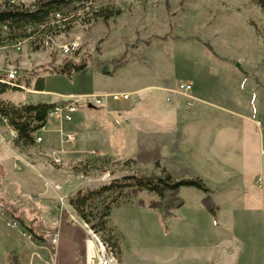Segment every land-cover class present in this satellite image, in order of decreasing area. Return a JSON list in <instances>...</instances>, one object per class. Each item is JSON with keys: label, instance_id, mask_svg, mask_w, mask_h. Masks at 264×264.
<instances>
[{"label": "rangeland", "instance_id": "374dc122", "mask_svg": "<svg viewBox=\"0 0 264 264\" xmlns=\"http://www.w3.org/2000/svg\"><path fill=\"white\" fill-rule=\"evenodd\" d=\"M5 1L30 6L36 0H0ZM106 9L119 14L108 20L96 17ZM59 28L48 47L39 45L44 36L17 41L4 33L0 39V76L14 68L23 87L1 94L0 103L65 106L80 100L72 122L48 117L46 130L35 135L45 143L27 149L14 147L16 134L0 117V264H77V234L89 241L90 254L96 241L69 199L82 188L96 189L128 175L159 174L162 168L177 179L204 176L210 198L221 208L216 214L222 210L219 219L204 207L206 195L196 188L180 190L184 205L170 218L148 208L157 198L144 193L111 212L109 226L123 249L135 258L139 248L138 264H246L215 262L218 251L212 246L220 241L218 228H264V210L244 194V187L254 189L258 180L257 164L264 165L260 8L249 0H93L69 28ZM70 42H77L78 50L61 56L57 47ZM124 53L126 65L112 72L110 61ZM79 60L86 62V74L69 77L53 71ZM39 79L45 93L35 92ZM182 83L192 86L197 101L190 111L173 112L190 97L178 92ZM115 95L119 100L112 99ZM124 95L128 100L120 98ZM95 97L102 106L93 104ZM68 134L74 143L65 142ZM59 142L70 160L56 155ZM49 143L50 156L43 150ZM243 249L252 255L262 252L250 245L238 252Z\"/></svg>", "mask_w": 264, "mask_h": 264}, {"label": "trees", "instance_id": "16d2710c", "mask_svg": "<svg viewBox=\"0 0 264 264\" xmlns=\"http://www.w3.org/2000/svg\"><path fill=\"white\" fill-rule=\"evenodd\" d=\"M82 1L84 0H36L30 6L9 1L0 2V39H2L4 33L11 40L17 41L33 36L45 37L53 35V33L56 34V29H60V26L53 27L51 25L52 16L57 13L65 16L76 15V6ZM249 1L256 4L264 15V0ZM118 14V11L114 12L106 9L96 13V17L108 20ZM70 25L71 23H65L63 26L66 29ZM126 62L127 56L125 53L120 60L110 61L112 72L123 68ZM98 66L100 65L98 64ZM99 68L102 74L111 76L108 69ZM53 71L71 77L74 73L86 74L87 65L85 60L70 61L54 67ZM9 90L17 91L7 85L0 84V95L7 93ZM35 91H44L42 79L37 81ZM54 107H56L54 103L27 104L16 107L1 102L0 117L6 120L9 127L16 134L13 140L14 147L27 149L34 146L36 133L46 126L49 112ZM182 188H196L204 192L206 195L203 201L204 207L213 216H216L220 208L210 198L212 191L201 178L177 179L165 168H162L159 174L128 175L120 179H114L96 189L82 188L69 199L68 203L75 215L88 225L94 233L101 235L104 242L120 256V239L109 226L112 210L121 206L122 203L130 201L131 198L145 193L157 198L148 203V208L160 212L164 218H170L175 210L184 205V200L179 196ZM139 205L145 206L144 203ZM29 231L31 232L29 233L30 237L33 233L32 230ZM35 237L43 240L41 235L35 234Z\"/></svg>", "mask_w": 264, "mask_h": 264}, {"label": "crops", "instance_id": "0c3cea01", "mask_svg": "<svg viewBox=\"0 0 264 264\" xmlns=\"http://www.w3.org/2000/svg\"><path fill=\"white\" fill-rule=\"evenodd\" d=\"M35 92L45 93V91H41V92L35 91ZM192 92H193V90H192ZM192 92L188 95V96H190L189 98H186L185 101L180 100L179 103L177 104V106L172 107L171 108L172 111L173 112H177V111H181V110L190 111L191 110L190 108H192L193 105L195 106V103L197 101L196 96L192 95ZM46 128H47V124L43 129L46 130ZM49 132L52 134H55V135L57 134L56 131H54L52 129H50ZM42 139H43L42 143H45V138L42 137ZM51 142H56V141H51ZM59 144L61 146V149L60 148L55 149L56 155L61 159L64 158V160L65 159L70 160L71 157L68 156L69 153H67V151H66V145L65 144L62 145L61 142H59ZM45 145L46 146L44 147L43 150L46 152V154L48 156H50L52 151L54 152V150L50 147V145H51L50 143L45 144ZM261 153L263 154V159L261 161L263 162L262 164H264V148H263V151ZM14 155H16V154L14 153ZM1 162L2 161H0V164H1ZM254 172L259 174L258 180H256L255 185H253L254 189H248V188H250L249 187L250 185H248L247 188L244 187V189H245L244 194L245 195H251L252 200L257 199V202H258L257 208H259V210H264V165H260L258 163L254 169ZM242 174L243 173H241V176H242ZM64 176L65 175H63L62 178ZM238 176H240V175H238ZM200 178H202L203 181H205V179H206V178H204V176H200ZM246 189H248V191ZM254 202H256V201H254ZM232 204H234V203H231V202H228V204L226 203V205H232ZM219 213L216 214V216H215L216 220H217V218L219 219ZM229 215L232 217L235 216L234 214L231 215V213ZM240 215L246 216V214H240ZM261 216H262L261 218L264 219V212L261 213ZM225 224H227V223L225 222ZM217 225H219V224L217 223ZM216 232H218V234L220 235L221 238H220V241L217 242V244L212 246L213 250L218 251V256L216 257L215 262L217 261V259L224 260V261H226V260L242 261L243 260V261H246V264H247V261H249L250 259H253L256 261L262 260V262L264 263V255L262 253V252H264V228L263 229L262 228H259V229H257V228H255V229H247V228H245V229H232V228H229V226L228 227L224 226L223 228H218V230ZM77 235H78L77 239L74 241L75 248H76L75 249L76 251L74 250L75 251L74 254H75V258H76L75 260L77 261V264H85L86 257L91 252L90 246H89L87 240L84 239L83 234L79 233ZM234 237L236 239H233ZM246 245L256 246L262 252L260 253V255H252L250 253H246L244 249L239 250V252H238V249L245 248ZM120 249H121V255L119 256V259H120L121 264H133L132 263L133 260L135 261L136 264H138V262L141 261L137 257L142 253V251L139 250V248L137 249L136 253H134L135 258H131L130 253H127L123 249L121 242H120ZM254 249L255 248L253 247V251H255ZM240 251H241V253H240ZM63 262L64 261L59 260L58 264H65Z\"/></svg>", "mask_w": 264, "mask_h": 264}, {"label": "built area", "instance_id": "2783aa9c", "mask_svg": "<svg viewBox=\"0 0 264 264\" xmlns=\"http://www.w3.org/2000/svg\"><path fill=\"white\" fill-rule=\"evenodd\" d=\"M92 5H93V1L84 0L81 3L77 4L76 15L65 16L63 14L57 13L52 16V19L50 21L51 25L53 27L56 25L59 27L60 25L63 26L65 23L69 24L71 23L72 19L77 18L79 12L89 11ZM50 40H52V37L50 35L45 36L42 39H40V42H39L40 47H44V46L48 47L50 45V42H49ZM19 44L21 45L20 41H19ZM79 46L80 45L77 42H70L65 45H61L57 48L59 49V53L61 54V56L67 57L69 54L73 53L74 51H77ZM18 78H19L18 72L14 68H12L11 70L7 72L6 77L0 76V84L7 85L12 89H16L17 91L22 90L23 87L18 83ZM177 90L179 93L188 95L192 92L193 89L190 84L182 83L178 86ZM120 98H123L124 100H128L129 96L124 95ZM112 99L119 100V97L115 95L112 97ZM79 102L80 100L71 101L65 106H56L52 110H50L48 117H57L60 121L70 123L73 121V116L79 111ZM92 102L94 105H97V106L103 105V100L100 97L93 98ZM4 121L6 122V120ZM64 140L66 143H74L76 141V138L73 135L68 134ZM36 142L42 143L43 142L42 137H37ZM55 161L59 163V158L55 157ZM16 226H17L16 224L12 225V227H16ZM90 232L94 238V241H96V246L95 248L92 249V253L87 255L85 264H120V260L118 259V256L116 252H114L112 247L106 244L104 240H102V237H100V235L94 233L92 230H90ZM52 242L53 243L58 242L57 235H54L52 237Z\"/></svg>", "mask_w": 264, "mask_h": 264}]
</instances>
